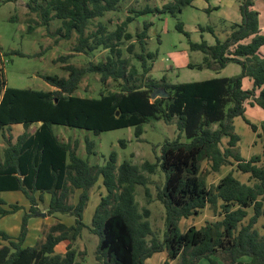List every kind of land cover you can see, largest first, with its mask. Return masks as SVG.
Instances as JSON below:
<instances>
[{"label":"trees","instance_id":"trees-1","mask_svg":"<svg viewBox=\"0 0 264 264\" xmlns=\"http://www.w3.org/2000/svg\"><path fill=\"white\" fill-rule=\"evenodd\" d=\"M121 0H30L28 6L42 24L61 19L58 29L64 37L75 32L78 40L74 51L93 55L97 50L107 51L105 57L77 66L67 63V76L42 75L54 89L49 91L11 87L4 74L3 53L0 49V129L6 146L0 159V217L22 209L18 203L8 204L1 191L20 190L30 200V209L22 219L21 231L13 237L0 230V264H80L73 241L89 228L99 237L97 258L105 264H146L158 252H167L178 264H197L208 258L219 264L221 256L229 264H245L242 257H250L251 264H264V234L256 227L264 215V163L261 154L246 159L239 150L241 135L234 120L241 116L254 132L264 139V121L261 126L246 117L247 102L264 109V33L260 27V12L255 0H238L241 22L232 24L225 40L216 38L215 44L207 40L192 41V50L202 51V62L190 63L192 68H208L219 72L230 63L241 65L239 74L214 77L192 82H169L150 72L157 52L148 50L149 29L152 22L145 21L143 29L133 34L128 30L134 17L127 16L110 30L102 22L88 31L95 18L109 11H117ZM192 0H174L161 8L133 9L136 16L152 11L170 12L177 16L182 6ZM30 26V29H33ZM176 28L190 37L181 20ZM202 31L212 26H200ZM130 43L128 51L135 61L123 55L124 41ZM69 55L58 60L66 61ZM90 73L100 75L104 85L109 79L123 80L115 91L101 90L99 96L76 94L83 78ZM253 81L244 88V79ZM105 86V85H104ZM156 89H164L168 97L152 98ZM119 112V115L117 113ZM175 120L179 134L165 140L156 163L146 160L134 164L124 160L118 165V156L112 152L107 162L93 165L78 154L77 141H64L54 132V125H65L100 134L125 127H134L136 137L144 133L149 119ZM39 125L30 131V126ZM22 124L24 132L15 136L12 126ZM224 138H228L225 147ZM186 139V140H184ZM88 155L96 153L95 142L86 139ZM125 145V142L122 143ZM208 159L214 171L224 165H236L237 170L249 174V182L238 178L233 171L224 175L215 186H209L201 177V162ZM160 165L166 175L163 188L157 192L158 200L166 209V229L160 237L150 222L149 207L140 209L136 200L137 185H143L149 200L148 176ZM102 176L107 194L93 214L90 225L84 222V211L90 191ZM76 189L81 192L77 203L70 197ZM39 199L49 193L48 214L64 213L75 217V224L64 222L50 227L45 239L33 246H24L29 219L39 211ZM221 209L222 217L197 228L192 225L185 231L180 226L183 218L197 215L206 206ZM250 209L252 215L250 216ZM246 219H248L246 221ZM69 240L64 254L56 246Z\"/></svg>","mask_w":264,"mask_h":264},{"label":"rangeland","instance_id":"rangeland-1","mask_svg":"<svg viewBox=\"0 0 264 264\" xmlns=\"http://www.w3.org/2000/svg\"><path fill=\"white\" fill-rule=\"evenodd\" d=\"M174 0H121L119 9L117 11H109L103 17L95 18L88 28V31L95 30L99 22L104 23L110 30L116 28V25L127 18V16L134 17V20L129 24L128 30L135 34L143 29L145 21L152 22L149 29L148 50L157 52L153 68L150 72L151 77L160 79L164 75L167 76L169 82H192L201 81L210 77L232 76L241 73L242 67L237 63H230L221 72L212 69H199L187 66V63H200L203 60L204 53L199 50H192L189 44V38L192 41L207 40L209 43L216 42L215 37L209 30L201 31V26H212L218 28L220 36L222 29H232V22L224 26L220 21L218 13L212 10L204 9V5H214L210 0H196L195 5H184L182 11L177 12L174 16L170 12L152 11L142 15L136 16L133 9L139 10L146 6L154 9L155 7H162L164 4ZM238 1V0H237ZM30 0H0V49L3 53L4 60V74L7 83L11 87L17 88H31L35 90L49 91L54 89L42 75H59L67 76L68 72L64 66L71 63L77 66H84L89 61H97L105 57L106 50H97L93 55H87L81 52L74 51V46L78 40L77 33H73L70 38H66L58 29L62 26L61 19H53L49 24H42L39 16L31 12L29 9ZM237 2L234 8H238ZM255 8L260 12V23L264 26V0H255ZM181 20L185 29L189 32L190 37L177 30L176 24ZM33 26V29H30ZM262 28V27H261ZM232 31V30H231ZM218 35V34H217ZM222 37V36H221ZM132 40L124 41L123 55L130 60L128 69L132 63H137L133 53L129 52L127 47L130 43L136 42V50L139 51L138 42ZM69 55L68 60H58L61 56ZM123 80L116 82L109 79L106 84L100 81V75L97 73L87 74L76 94L80 96L97 97L101 90L115 91L121 88ZM245 82V86L248 87ZM2 97V90L0 88V100ZM250 105L247 102V106ZM264 109L259 106H248L246 117L252 122L261 126L264 121ZM263 120V121H262ZM236 131L241 135L239 143V150L246 159L253 155L261 154L264 163V139L259 136L261 127L257 132H254L249 124L245 122L242 117L235 119ZM38 123L30 126V131H34ZM23 128V127H22ZM20 127L12 129V134L15 136L21 130ZM54 132L60 138L66 141L78 142V154L84 158H88L93 165H104L109 159L112 152H116L118 156V165L124 160H129L134 164H142L146 160L156 163L161 154L162 146L167 139H174L178 136L179 131L177 124L174 121L166 122L163 118L149 119L144 123V133L138 138L135 135L134 127H125L109 131H103L100 134H95L92 131L85 129L69 127L65 125H54ZM24 130V129H22ZM4 129H0V156L2 154V145L5 144L3 137ZM95 142L96 153L88 155L86 139ZM186 140V139H184ZM123 141L125 145H123ZM228 138H224L222 146L225 147ZM233 171L234 174L244 182H249V174L242 173L237 170L236 165H224L219 171H214L211 167V162L204 159L201 162V177L211 186H215L219 180L228 172ZM148 176V187L151 196L148 200L143 185H137L136 200L139 203L140 209L149 207L151 210L150 222L154 230L160 237L166 229V209L164 205L158 200L157 192L159 188H163L166 181V175L160 165L157 166L154 173L145 171ZM80 191L75 190L70 197L71 203H77ZM107 190L103 183V178L100 176L96 184L90 191V199L85 208L83 217L84 222L88 225L92 222L93 214L101 200V195H106ZM38 196V195H37ZM2 198L6 201L12 202H26L28 199L21 192L19 193H3ZM39 198V197H38ZM40 200V199H39ZM29 202V201H28ZM39 211L46 212L43 217L38 218V225H41L43 235L38 236L35 232L30 239V243L36 245L42 242L50 227L60 221L54 215L48 214L49 205L45 200L38 201ZM26 210H21L18 215L5 216L0 220V229L9 230L14 223V218L20 216L23 219ZM35 214V215H37ZM252 210L250 209V216ZM63 221L68 224H75V217L70 214L59 213ZM221 209H214L208 205L203 208L199 214L193 215L189 218H183L180 221V226L183 231L188 227L194 225L197 228L204 226L207 222L215 221L221 218ZM34 219V217H32ZM61 219V220H62ZM248 219H246L247 221ZM42 222V224H40ZM256 227L264 234V216L259 218ZM33 237V239H32ZM99 237L92 233L89 228H84L81 236L73 241V247L77 250V261L80 264H105L97 258V246ZM69 240H65L58 245L59 253L64 254L67 251ZM219 264H229L221 256L215 257ZM245 264H251L250 257H242ZM178 260H171L167 256V252H158L146 260V264H178ZM197 264H212L208 258H202Z\"/></svg>","mask_w":264,"mask_h":264},{"label":"crops","instance_id":"crops-1","mask_svg":"<svg viewBox=\"0 0 264 264\" xmlns=\"http://www.w3.org/2000/svg\"><path fill=\"white\" fill-rule=\"evenodd\" d=\"M208 1V0H207ZM210 1H212V3L214 4L213 6L211 5V4H208L207 6L206 5H204L203 7H204V9H206V10H212L213 12H215V13H218L219 14V16H220V21L221 22H223V24H224V26H226L228 23H230V22H232V23H237V22H241V20H242V15H241V13H240V9H239V6H238V8H234L235 6H236V4H237V0H210ZM209 2V1H208ZM195 3H196V0H192V3L190 4V5H195ZM210 3V2H209ZM200 26L201 25H199V29L201 30V28H200ZM205 27V26H204ZM260 27H262L261 28V30H262V32L264 33V26H261V23H260ZM214 29V33H213V35H214V37H215V40H216V38L218 37L220 40H225V39H227V37L230 35V33H231V30H227L226 28H224V29H222V37L220 36V34L221 33H219V30H218V28H213ZM206 30H209V29H206ZM202 31V30H201ZM218 34V35H217ZM211 44V43H210ZM215 44V43H214ZM262 51H263V53H264V46L262 47ZM191 63V62H190ZM190 63H187V66H189V64ZM194 64H197V63H194ZM228 66V65H227ZM226 66V67H227ZM225 67V68H226ZM203 69H208V68H203ZM222 70H220L219 72H221ZM218 72V73H219ZM222 77H225V76H222ZM210 78H214V77H210ZM210 78H207V79H210ZM203 80H205V79H203ZM245 82L246 83H248L249 85H248V87H246L245 86ZM243 85H244V88H251L252 87V85H253V81H252V79L251 78H249V77H246L245 79H244V83H243ZM248 106H252V105H248ZM248 106H247V109H248ZM255 106H258V105H255ZM246 113H247V110H246ZM239 117H241V116H239ZM237 118V117H236ZM235 118V119H236ZM261 119H263L264 120V116H262V118ZM262 120V121H263ZM234 122H235V120H234ZM38 125H39V123H38ZM20 127V128H22V129H24L25 130V128H24V126L22 125V124H14L13 126H12V129H14V131H15V127ZM19 130L18 132V134L16 135V136H18L19 134H21V133H23L24 132V130ZM60 138V137H59ZM61 140H64V139H62V138H60ZM64 141H66V140H64ZM241 141V140H240ZM240 143V142H239ZM5 144H3L1 147H2V154H1V156H0V159H2L3 158V151H4V148H5ZM244 156V155H243ZM245 157V156H244ZM76 190H78V191H80L81 192V190L80 189H76ZM22 193L23 195H25L22 191H20V190H9V191H1V197H2V195H3V193ZM39 192L38 193H36V196H37V198L39 197ZM80 194V193H79ZM102 196H104V195H101V197ZM25 197H26V195H25ZM27 198V197H26ZM50 198H51V196H50V194L49 193H45L44 194V199L43 200H45V203L46 204H48L49 205V203H50ZM28 199V198H27ZM39 199V198H38ZM29 201V202H28ZM28 201H26V202H19V201H15V202H12L11 200H9V201H7V203L8 204H6L5 206L6 207H8L9 206V204H12V203H18V204H20L21 206H23V208L22 209H20V210H18L17 212H15V213H12V214H9V215H7V216H11V215H18L20 212H21V210H26L27 209V211L30 209V206H31V202H30V200L28 199ZM39 202H40V200H39ZM75 203V202H74ZM38 206H40L39 205V203H38ZM43 213L45 214L46 212H41V214L39 213V214H37V215H34V216H32V217H34V219L31 217L30 219H29V222H28V233H27V236H26V239H25V241H24V246H33L34 244H32V243H30L29 241H30V239H31V236L35 233V232H37V234H38V236L36 237V239H39V236L41 235H43V230H42V228H41V225H38V222H37V219L38 218H41V217H43L42 215H43ZM58 214L59 213H54V214H52V215H54V217L56 218V219H60V221L61 222H64V223H66L67 225H70V224H68L67 222H65V221H63V219L60 217V216H58ZM264 216V215H263ZM5 217V216H4ZM262 217V216H261ZM3 219V217H0V220H2ZM62 219V220H61ZM40 224H42V222H40ZM74 224V223H73ZM73 224H71V225H73ZM258 224V223H257ZM256 224V225H257ZM21 225H22V220H21V218H20V216H17L16 218H14V223H13V225L10 227L9 226V230L7 231V230H3V231H7L10 235H12L13 237H16V236H18L19 235V233H20V231H21ZM0 230H2V229H0ZM32 239H33V237H32ZM65 241V240H64ZM61 242H63V241H61ZM60 242V243H61ZM59 243V244H60ZM58 244V245H59ZM58 245L56 246V252L57 253H59V250H58ZM164 252V251H163Z\"/></svg>","mask_w":264,"mask_h":264},{"label":"water","instance_id":"water-1","mask_svg":"<svg viewBox=\"0 0 264 264\" xmlns=\"http://www.w3.org/2000/svg\"><path fill=\"white\" fill-rule=\"evenodd\" d=\"M169 96V93L164 90V89H156L154 92H153V95H152V98L155 99L157 97H168ZM117 115H119V112L117 113ZM44 215V213H43Z\"/></svg>","mask_w":264,"mask_h":264}]
</instances>
